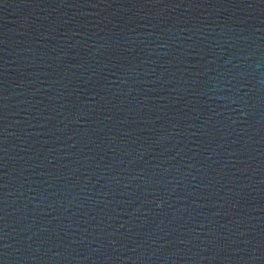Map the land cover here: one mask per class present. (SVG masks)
<instances>
[{
	"label": "water",
	"instance_id": "water-1",
	"mask_svg": "<svg viewBox=\"0 0 264 264\" xmlns=\"http://www.w3.org/2000/svg\"><path fill=\"white\" fill-rule=\"evenodd\" d=\"M0 264H264V0H0Z\"/></svg>",
	"mask_w": 264,
	"mask_h": 264
}]
</instances>
